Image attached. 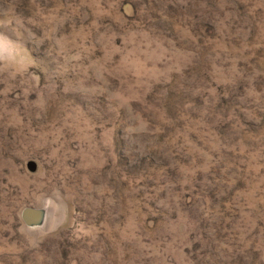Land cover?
Returning <instances> with one entry per match:
<instances>
[{
  "label": "rangeland",
  "instance_id": "rangeland-1",
  "mask_svg": "<svg viewBox=\"0 0 264 264\" xmlns=\"http://www.w3.org/2000/svg\"><path fill=\"white\" fill-rule=\"evenodd\" d=\"M0 264H264V0H0Z\"/></svg>",
  "mask_w": 264,
  "mask_h": 264
},
{
  "label": "water",
  "instance_id": "water-1",
  "mask_svg": "<svg viewBox=\"0 0 264 264\" xmlns=\"http://www.w3.org/2000/svg\"><path fill=\"white\" fill-rule=\"evenodd\" d=\"M37 211L33 208H29L24 213L25 221L28 223L34 222L37 219Z\"/></svg>",
  "mask_w": 264,
  "mask_h": 264
}]
</instances>
